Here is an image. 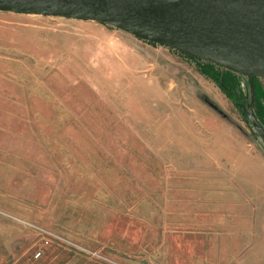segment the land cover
Wrapping results in <instances>:
<instances>
[{"label":"rangeland","instance_id":"1","mask_svg":"<svg viewBox=\"0 0 264 264\" xmlns=\"http://www.w3.org/2000/svg\"><path fill=\"white\" fill-rule=\"evenodd\" d=\"M249 105L264 127L255 76L108 24L0 11V264H264Z\"/></svg>","mask_w":264,"mask_h":264},{"label":"water","instance_id":"2","mask_svg":"<svg viewBox=\"0 0 264 264\" xmlns=\"http://www.w3.org/2000/svg\"><path fill=\"white\" fill-rule=\"evenodd\" d=\"M0 11L108 24L264 79V0H0ZM241 109L264 140L253 107Z\"/></svg>","mask_w":264,"mask_h":264},{"label":"trees","instance_id":"3","mask_svg":"<svg viewBox=\"0 0 264 264\" xmlns=\"http://www.w3.org/2000/svg\"><path fill=\"white\" fill-rule=\"evenodd\" d=\"M201 71L207 76L211 77L216 83H218V85L222 88L228 98H230L237 106L241 105L238 95L231 89V86L224 79V76L215 70V66L213 64L208 63L206 66L201 68ZM255 87L257 100L264 99V91L262 90L257 77H255ZM258 104H260V102Z\"/></svg>","mask_w":264,"mask_h":264},{"label":"built area","instance_id":"4","mask_svg":"<svg viewBox=\"0 0 264 264\" xmlns=\"http://www.w3.org/2000/svg\"><path fill=\"white\" fill-rule=\"evenodd\" d=\"M40 256V253L37 254V257Z\"/></svg>","mask_w":264,"mask_h":264}]
</instances>
